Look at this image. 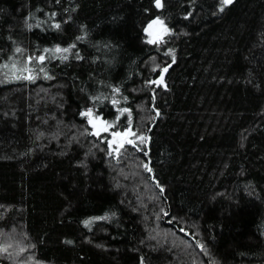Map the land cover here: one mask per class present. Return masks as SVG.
Segmentation results:
<instances>
[{
  "label": "trees",
  "instance_id": "obj_1",
  "mask_svg": "<svg viewBox=\"0 0 264 264\" xmlns=\"http://www.w3.org/2000/svg\"><path fill=\"white\" fill-rule=\"evenodd\" d=\"M160 5L0 0V264H264V0Z\"/></svg>",
  "mask_w": 264,
  "mask_h": 264
},
{
  "label": "rangeland",
  "instance_id": "obj_2",
  "mask_svg": "<svg viewBox=\"0 0 264 264\" xmlns=\"http://www.w3.org/2000/svg\"><path fill=\"white\" fill-rule=\"evenodd\" d=\"M154 21H160L158 19L153 20L152 22H150L146 28L144 29V34L146 36V41L149 43V41H153L152 43L149 44H161L165 41V39L170 35V31L167 29V27L162 23H153ZM149 25H152L151 28H149ZM165 29H167V31H165ZM158 33V37H159V41L156 42L154 39V34ZM26 70V69H25ZM13 76L15 77H20V78H25L30 76V72L27 69L26 71H19L16 70L15 74H13ZM89 119V117H88ZM93 119H95V117H93ZM102 120V119H101ZM103 121V120H102ZM113 127L111 129H109V132H115L112 130ZM94 130V129H93ZM126 130H130V133H135V135H129L128 137L123 138L124 142H123V146L119 147V149L117 150L118 144L121 142V138H117L116 142L112 143L111 146L109 145L108 141L112 140V136L109 134V132H104L105 135L107 136V145H108V152L109 155L112 156L113 158L117 159L119 156H121L122 154H124L127 150V148H139L143 145H145L147 143V139L144 135L142 134H138L135 131L131 130L130 128H127ZM126 130L123 131H117V132H124ZM140 137H144L143 140L140 139ZM127 140H132L134 143L130 144L127 143Z\"/></svg>",
  "mask_w": 264,
  "mask_h": 264
},
{
  "label": "snow or ice",
  "instance_id": "obj_3",
  "mask_svg": "<svg viewBox=\"0 0 264 264\" xmlns=\"http://www.w3.org/2000/svg\"><path fill=\"white\" fill-rule=\"evenodd\" d=\"M221 2H222L223 5L227 6V5H230L233 2V0H221ZM156 5H157V7L161 6L160 5V0H156ZM221 11H223V8H221ZM153 23H162V22L154 21ZM151 27H152V25H149V28H151ZM165 31H167V29H165ZM152 42L153 41H151V40L149 41V43H152ZM68 51H69V49H67V48H64V49L56 48L55 49V52H57V53H59V52H68ZM39 60H40V62H43L44 61V57L43 56L39 57ZM163 71L167 72L168 69L164 68ZM25 78L26 79H31L30 76L25 77ZM162 81H163V76H161L160 80L155 81V83L160 84V83H162ZM84 115L89 117V123L92 125V127L94 129H96V131L94 133H92L94 135L99 136L101 132H109V129L114 127L113 124H110V123H108L106 121H102L100 117H95V119H93V113L91 112V110L86 112ZM109 134L112 136V140L108 141L110 146H111L112 143L116 142L117 138H121V142L118 144L117 150L119 149V147L123 146V142H124L123 138L128 137L130 134L131 135H135V133H130V130H126L124 132H109ZM140 139L143 140L144 137H140ZM126 142L130 143V144L134 143L132 140H127ZM145 168H146V170L151 171V169H149L147 165H145Z\"/></svg>",
  "mask_w": 264,
  "mask_h": 264
},
{
  "label": "water",
  "instance_id": "obj_4",
  "mask_svg": "<svg viewBox=\"0 0 264 264\" xmlns=\"http://www.w3.org/2000/svg\"><path fill=\"white\" fill-rule=\"evenodd\" d=\"M154 39H155V41L156 42H158L159 41V37H158V33H155L154 34ZM161 76H163V75H161ZM160 80V79H159ZM91 125V124H90ZM92 126V125H91ZM99 126V125H98ZM96 131V129H94V132ZM102 133H104V132H101L100 134H102Z\"/></svg>",
  "mask_w": 264,
  "mask_h": 264
}]
</instances>
